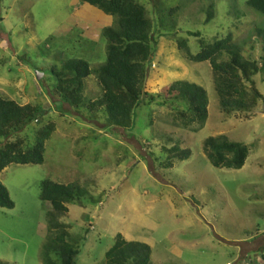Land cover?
Wrapping results in <instances>:
<instances>
[{
    "label": "rangeland",
    "instance_id": "obj_1",
    "mask_svg": "<svg viewBox=\"0 0 264 264\" xmlns=\"http://www.w3.org/2000/svg\"><path fill=\"white\" fill-rule=\"evenodd\" d=\"M135 1L145 6L146 16L162 32L174 31L175 38L186 39L191 53L198 45L187 31L199 32L207 41L230 35L244 58L259 61L264 56L255 31L264 28V16L248 9L246 0ZM84 5L78 0H0V97L37 105L39 125L55 124L41 164H13L0 175L14 203L12 209L0 208V264H42L50 210L40 199L42 180L76 182L87 192L84 201L67 204L61 219L68 226V240L78 249L77 264H106L105 253L117 234L147 244L152 264H264V103L250 115L222 113L209 64L185 60L172 36L159 38L143 90L155 97L164 96L174 81L200 85L208 100L201 128H183L171 107L156 103L136 109L128 129L89 120L83 109L76 113L52 93L55 81L48 68L75 58V25L86 28L95 22ZM210 5L213 16L206 22ZM88 9L104 24V17L113 19ZM78 56L92 69L105 60ZM40 69L41 79L36 80ZM93 78L85 79L86 99L101 94L96 81L91 89ZM263 80L264 75L255 77L260 92ZM98 116L103 117L101 112ZM217 135L248 146L240 169L209 164L202 143ZM175 145L190 150V156L174 159L166 168L171 154L166 150ZM173 243L179 255L170 251Z\"/></svg>",
    "mask_w": 264,
    "mask_h": 264
},
{
    "label": "trees",
    "instance_id": "obj_2",
    "mask_svg": "<svg viewBox=\"0 0 264 264\" xmlns=\"http://www.w3.org/2000/svg\"><path fill=\"white\" fill-rule=\"evenodd\" d=\"M78 1L113 17V24L101 31L105 40V60L97 67L92 69L83 59L69 58L59 66L48 68L55 81L52 93L58 101L76 113L80 109L87 111L89 120L118 129L130 128L134 111L152 103L171 107L183 128L193 131L201 128L207 119L208 100L200 85L174 81L164 90V96L155 97L143 90L147 68L159 38L170 39L175 32H162L161 27L146 16L145 6L135 0ZM245 5L264 16V0H246ZM212 8L213 5L208 7L206 22L213 16ZM178 10L175 8L171 12L175 15ZM171 23L172 31L175 22L172 20ZM255 31L264 50V28ZM186 34L196 39L198 51L191 53L187 40L174 36L177 48L188 62L209 64L222 113L250 115L258 103H264V80L261 83L263 92L259 91L255 81L257 74L264 75V56L259 61L244 58L230 35L215 36L207 41L199 32L187 31ZM89 76H93L101 88L100 96L94 100L86 99L83 93L84 81ZM100 112L102 118L98 116ZM40 113L41 108L37 105H21L0 97V173L13 164L39 165L43 162L45 142L55 130V124L48 121L39 125ZM28 125V133L21 134ZM202 150L212 167L234 170L244 165L249 152L248 146L225 135L205 138ZM166 152L171 153L164 163L166 168L172 167V160L183 161L190 156V150L179 149L177 145ZM86 194L76 182L66 185L50 180L40 182V199L50 205L46 213L49 235L42 247V264H77L78 249L68 240V226L61 219L68 212L67 204L84 201ZM13 207L6 187L0 182V208ZM150 256L151 248L147 244L127 241L117 234L112 247L105 253V263L152 264ZM261 259L264 262V254Z\"/></svg>",
    "mask_w": 264,
    "mask_h": 264
},
{
    "label": "crops",
    "instance_id": "obj_3",
    "mask_svg": "<svg viewBox=\"0 0 264 264\" xmlns=\"http://www.w3.org/2000/svg\"><path fill=\"white\" fill-rule=\"evenodd\" d=\"M82 4V3H81ZM84 4V3H83ZM88 5V4H86ZM84 5V10L90 14H93V20L95 21L94 24H90L88 27L86 28H82V27H78V25L76 24V30H75V35L73 34L71 41L74 42L75 44L72 46V55H74V57H80L78 56L80 53L84 54L86 56H92V59H96V61H100L101 58L103 56H105V40L102 39L104 41V45H102L101 48H99L98 42L99 40L102 38L101 37V31L103 28L109 27L112 25L113 19H109V17H104L103 19L105 20V24L101 21L99 15H97L96 13H92L93 11H90V5L86 6ZM90 6V7H89ZM87 8V9H86ZM94 8V7H93ZM98 10V9H97ZM100 11V10H99ZM103 13V12H102ZM104 14V13H103ZM107 16V15H106ZM111 23V25H110ZM53 38V37H52ZM35 38H32V40H30V43L33 44L34 43ZM49 43V40H51L50 38L46 39ZM82 56V55H81ZM81 59V58H80ZM95 79L93 78V83L89 82V85L91 87V89L94 90L95 87ZM85 82V81H84ZM25 104V103H24ZM22 104V105H24ZM27 104V103H26ZM7 168H5L0 175L6 170ZM125 240H128L127 238H125ZM170 251L176 255H179L180 252V248L178 247V245L176 244H172Z\"/></svg>",
    "mask_w": 264,
    "mask_h": 264
},
{
    "label": "water",
    "instance_id": "obj_4",
    "mask_svg": "<svg viewBox=\"0 0 264 264\" xmlns=\"http://www.w3.org/2000/svg\"><path fill=\"white\" fill-rule=\"evenodd\" d=\"M41 76H42L41 73L35 72V78H36V80H40L41 79Z\"/></svg>",
    "mask_w": 264,
    "mask_h": 264
},
{
    "label": "bare ground",
    "instance_id": "obj_5",
    "mask_svg": "<svg viewBox=\"0 0 264 264\" xmlns=\"http://www.w3.org/2000/svg\"><path fill=\"white\" fill-rule=\"evenodd\" d=\"M104 245V244H103Z\"/></svg>",
    "mask_w": 264,
    "mask_h": 264
},
{
    "label": "built area",
    "instance_id": "obj_6",
    "mask_svg": "<svg viewBox=\"0 0 264 264\" xmlns=\"http://www.w3.org/2000/svg\"><path fill=\"white\" fill-rule=\"evenodd\" d=\"M229 264V263H228Z\"/></svg>",
    "mask_w": 264,
    "mask_h": 264
}]
</instances>
